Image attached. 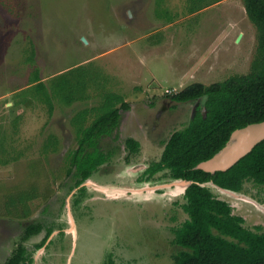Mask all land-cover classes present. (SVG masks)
I'll list each match as a JSON object with an SVG mask.
<instances>
[{"label": "rangeland", "instance_id": "obj_1", "mask_svg": "<svg viewBox=\"0 0 264 264\" xmlns=\"http://www.w3.org/2000/svg\"><path fill=\"white\" fill-rule=\"evenodd\" d=\"M256 49L242 0H0V264L19 242L32 264H173L183 184L167 170L148 180L143 171L205 97L169 95L248 73ZM61 77L84 85L69 103L52 90ZM108 94L128 109L99 139L110 157L75 186L72 117L87 109L89 125ZM208 187L245 227L264 229V186L248 180L236 198ZM31 223L40 232L21 240Z\"/></svg>", "mask_w": 264, "mask_h": 264}, {"label": "trees", "instance_id": "obj_2", "mask_svg": "<svg viewBox=\"0 0 264 264\" xmlns=\"http://www.w3.org/2000/svg\"><path fill=\"white\" fill-rule=\"evenodd\" d=\"M242 1L248 19L257 29L256 56L250 71L209 85L192 83L169 95L178 103L202 96L205 100L195 106L194 114L185 127L170 134L159 159L149 164L146 171L148 179L167 170L172 179L192 181L183 193L185 203L182 208L187 218L174 229L173 242L181 249L173 255V264H264V229L245 227L243 217L234 214L226 200L220 199L209 187L200 185L212 182L235 192H240L248 180L264 186V139L225 171L209 173L195 168L199 162L218 152L233 130L264 120V0ZM33 55L28 57L30 61ZM31 83L40 90L44 89L37 73L31 78ZM79 86L84 85L61 77L60 83L52 90L62 101L69 103ZM40 98L50 105L49 96L45 94ZM99 108L102 113L89 125H83L87 109L72 117L77 127V145L69 153V164L76 178L75 186L83 183L110 157V152L100 148L99 139L115 129L120 110H127L128 103L120 95L108 94ZM125 145L130 152H136L139 141L128 137ZM83 187L79 188L80 193ZM41 228L39 223L28 224L21 240L37 234ZM50 233L51 230H47L35 247H42ZM32 262L33 257L19 242L3 264ZM106 264H114L111 256H108Z\"/></svg>", "mask_w": 264, "mask_h": 264}, {"label": "water", "instance_id": "obj_3", "mask_svg": "<svg viewBox=\"0 0 264 264\" xmlns=\"http://www.w3.org/2000/svg\"><path fill=\"white\" fill-rule=\"evenodd\" d=\"M82 41L86 42L84 38H82ZM263 139H264V120L259 122L249 123L241 128H237L232 131V133L229 136V139L218 152H216L210 158L199 162L195 168L201 169L209 173H214L216 171H225L229 169L231 166H233L239 159H241L247 153H249L251 149ZM178 181L183 182L182 193L184 192L185 188L192 182L190 180H182V179ZM200 185L207 187L208 185H210L214 187V189L218 193L224 194L231 198H236L239 195V192L222 188L212 182L202 183ZM252 203L253 206H256L254 202Z\"/></svg>", "mask_w": 264, "mask_h": 264}, {"label": "flooded vegetation", "instance_id": "obj_4", "mask_svg": "<svg viewBox=\"0 0 264 264\" xmlns=\"http://www.w3.org/2000/svg\"><path fill=\"white\" fill-rule=\"evenodd\" d=\"M166 142V141H165ZM165 144V143H164ZM163 147H164V145H163ZM163 150V149H162ZM160 157V156H159ZM157 161V160H156ZM151 164V163H150ZM101 166V165H100ZM150 165H148L146 168H145V170L143 171V175H144V178H145V180H148V174H147V169H148V167H149ZM153 175H151V177H152ZM242 191V190H241ZM240 191V192H241ZM183 198H184V196H183Z\"/></svg>", "mask_w": 264, "mask_h": 264}, {"label": "bare ground", "instance_id": "obj_5", "mask_svg": "<svg viewBox=\"0 0 264 264\" xmlns=\"http://www.w3.org/2000/svg\"><path fill=\"white\" fill-rule=\"evenodd\" d=\"M181 184H183V182L182 181H179Z\"/></svg>", "mask_w": 264, "mask_h": 264}]
</instances>
